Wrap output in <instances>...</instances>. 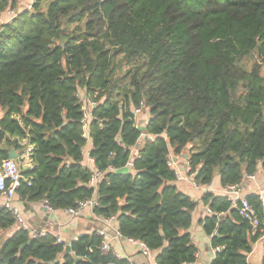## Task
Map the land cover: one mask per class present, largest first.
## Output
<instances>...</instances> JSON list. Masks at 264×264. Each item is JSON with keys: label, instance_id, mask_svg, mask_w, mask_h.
I'll use <instances>...</instances> for the list:
<instances>
[{"label": "trees", "instance_id": "16d2710c", "mask_svg": "<svg viewBox=\"0 0 264 264\" xmlns=\"http://www.w3.org/2000/svg\"><path fill=\"white\" fill-rule=\"evenodd\" d=\"M18 3L0 0V14ZM32 10L0 25V156L24 140L33 146V169L23 171L30 185L17 196L66 211L97 194L94 214L115 216L124 238L158 252L157 264H196L188 230L198 202L178 189L171 156L190 148L199 186L216 173L225 188L264 175V0H35ZM254 54L261 65L247 69ZM80 87L98 103L89 131ZM141 104L151 116L143 128L134 115ZM88 137L103 175L95 187L83 164ZM246 199L261 220L255 234L228 196L203 195L211 264H250L264 205L260 195ZM15 225L0 206V264H128L103 254L96 233L66 254L50 233L7 236Z\"/></svg>", "mask_w": 264, "mask_h": 264}, {"label": "crops", "instance_id": "0c3cea01", "mask_svg": "<svg viewBox=\"0 0 264 264\" xmlns=\"http://www.w3.org/2000/svg\"><path fill=\"white\" fill-rule=\"evenodd\" d=\"M19 7L21 6L19 5ZM19 11L17 13H19ZM9 14H7V12L0 14V25L9 23L16 16L14 12H10ZM135 117L139 118L140 116L136 115ZM150 117L142 119V123L138 124L139 128H143L149 121ZM88 141V145L84 149L83 164L95 173L97 171L95 162L90 158V152L93 148V145L89 137ZM2 148L3 147H0V150ZM25 150L26 147L25 149L23 148L22 150L16 151L19 156V163L22 162V159L20 160V156L25 153ZM189 151L190 148H187L181 155L171 156V166L177 173L176 185L178 189L181 192L191 196L196 202H198V207L193 212L192 226L188 230L191 236V241L198 250L196 264H211L216 256V251L212 248L211 237L205 233L201 223V221L210 214L209 208L202 202V197L206 193L227 196V188L221 186L218 173H216L218 176L215 175L211 185H197L195 182V177L189 175ZM136 153L137 152L134 151V155H136ZM28 162L29 161H26L25 164H28ZM24 170H29V167L25 168ZM127 171L132 172L133 165L130 166L129 164ZM102 178L103 175L99 177L98 183L102 180ZM241 189L242 195L245 197L250 194L264 196V175L259 172L256 174L255 180H249L245 178L241 183ZM94 199L98 200L97 194H95ZM14 203L15 206L20 209L30 231L45 230L56 238H61L66 245L71 244L82 235L93 234L97 231L103 230L106 233V239L112 241V238L115 235V229H118V222L114 224L113 228H104V226L97 222L93 217L94 209L92 208L86 209L81 216L72 217L67 210H54L53 212L46 211L44 208L45 202L28 203L20 200V198L17 196ZM3 205L4 200L0 196V206ZM18 229V225H15L7 232V236H10ZM112 246L116 255L122 260H126L132 264H148L147 259L141 253L139 246L131 244L126 240L115 239L112 241ZM154 254L157 256L158 252H154ZM263 259L264 235L253 246V250L248 257V261L250 264H263Z\"/></svg>", "mask_w": 264, "mask_h": 264}, {"label": "built area", "instance_id": "2783aa9c", "mask_svg": "<svg viewBox=\"0 0 264 264\" xmlns=\"http://www.w3.org/2000/svg\"><path fill=\"white\" fill-rule=\"evenodd\" d=\"M78 98H79V100L83 106V112L84 113H83L82 122H83V124L87 130V129H89V123L93 119L92 112L96 108L98 103L95 100L89 99L88 97H85V96L82 99H80L79 96H78ZM143 107H144V105L141 104L139 109H135L136 111H134V115L135 116L139 115ZM20 145L24 149L26 147L25 153L20 156V160L22 159V162H20V163L18 162L19 156H18V159H16V160H13L10 158L3 159L0 156V196L4 200L3 206L5 208H7L10 212H12V214L14 215V217L16 219V225H18L19 228L26 230V231H29V233L33 239L43 238V237H46L47 234H49V233L45 230L30 231L29 227L27 226V224H26V222L22 216L20 209L18 207H16L15 203H14L15 199L17 198V190L20 188L21 184L23 182L29 183V179L23 175L24 170H23L22 166H24V167L26 166L25 168L29 167V169H33V165H32L33 163L31 160L33 146L27 145L26 140L21 142ZM26 161H29L28 164H25ZM188 170L190 171V168ZM101 175L102 174L98 170L94 173V175L90 181V185L92 187L97 186V183L99 181V177ZM246 178L249 180H255L256 175L247 176ZM29 185H30V183H29ZM226 195L230 198L232 205L238 209L239 215L243 219H245L249 222V224L251 225V228H252V234H255L261 225V220L258 217V215H257L256 211L254 210V208L252 207V205L250 204V202L246 199L245 196L242 195L241 184L228 186ZM260 200L264 205V196L263 195H260ZM97 206H98V200H95L93 197L91 200H86V201L79 203L78 207L76 209H70L67 211L72 217H78V216H81L86 209H91V208L94 209ZM44 208L48 212L54 211V209H52L47 203H44ZM93 217L95 218V220L97 222L101 223L104 226V228H113L114 224H116V222H117V218L115 216L110 217V218H106L103 216H98V215L93 214ZM96 234H98L99 236H102L104 238V241H103L102 247H101V251L103 254H109V253L113 252L116 255V253L114 252V248L112 246L113 239H115V240H126L127 242H129L131 244H135V245L139 246L141 253L147 259L148 264H157V262H156L157 256L154 254V252L152 250L149 249V247L145 243L140 242V241H136L134 239L124 238L122 236V234L120 233L119 228L115 229V235L112 238V241L106 239V233L104 230L103 231H97ZM57 242L58 243H64L62 241V239L59 237L57 238ZM217 250H220V249L218 248ZM116 258L118 261L122 260L117 255H116ZM127 263L132 264V263H129L128 261H127ZM110 264H120V263H110Z\"/></svg>", "mask_w": 264, "mask_h": 264}, {"label": "rangeland", "instance_id": "374dc122", "mask_svg": "<svg viewBox=\"0 0 264 264\" xmlns=\"http://www.w3.org/2000/svg\"><path fill=\"white\" fill-rule=\"evenodd\" d=\"M34 2H35V0H19L18 7H19V5L21 6V7H19L20 11H19V9H18V10H17L16 12H14V13L16 14L18 11H19V12H22V11H26V10H27V11H30V12H33L32 7H33ZM46 7H47V4L44 6V8H46ZM9 13H10V11H7V14H9ZM9 15H10V14H9ZM9 15H8V16H9ZM16 15H17V14H16ZM78 27H79V25H74V26L71 27L70 30H71V31H74V30H75L76 28H78ZM118 62H121V58L118 59ZM255 63L258 64V65H261L260 59L258 58L257 54H254L252 57H249L248 59H246V60L243 62V65H244L247 69H251V67H252ZM127 70H128L127 67H123L122 70H120V71L117 73L116 77H117V78L122 77L123 74H124ZM78 96L80 97V99H82L84 96L87 97V94H86L85 89H83V88L80 87V88L78 89ZM134 111H136V110L134 109ZM2 115H3V112H2V110H0V116H2ZM138 116H140V117H139V118L136 117V123H137V125L142 123V122H141L142 119H144V118H149V117H150V110L144 106V107L142 108V110H141V112H140V114H139ZM140 128H141V127H140ZM86 131H89V129H87ZM22 168H23V170L25 169L24 166H22ZM216 176H218V175L216 174Z\"/></svg>", "mask_w": 264, "mask_h": 264}, {"label": "water", "instance_id": "95a60500", "mask_svg": "<svg viewBox=\"0 0 264 264\" xmlns=\"http://www.w3.org/2000/svg\"><path fill=\"white\" fill-rule=\"evenodd\" d=\"M143 135H144L145 137H147L146 132H144ZM141 142H142V140L140 141V143H141ZM140 143L138 144V146L140 145ZM9 158H10V159H13V160L18 159V154H17V152H16L15 149H11V151H10V157H9ZM131 165H133V160H131V162H130V166H131ZM65 253H66V254H70V253H71V244H68V245L66 246V251H65ZM59 261H60V259H57L53 264H57Z\"/></svg>", "mask_w": 264, "mask_h": 264}]
</instances>
